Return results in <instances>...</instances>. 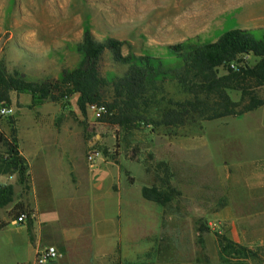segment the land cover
<instances>
[{"label": "rangeland", "instance_id": "rangeland-1", "mask_svg": "<svg viewBox=\"0 0 264 264\" xmlns=\"http://www.w3.org/2000/svg\"><path fill=\"white\" fill-rule=\"evenodd\" d=\"M85 26L98 40H120L121 56H169L166 45L186 38L212 41L230 28H264V0H0V66L26 81L55 79L62 68L79 63L78 44ZM243 58L248 64L256 61L253 55ZM126 68L127 63L116 61L108 49L101 53L102 76H120ZM165 88L169 95L180 94L173 82ZM257 93L264 98V85ZM229 94L239 97L234 91ZM76 99V93L51 100L11 89L8 99L0 102V108L9 110L0 112V131L9 140L15 136L27 166L20 173L8 164L7 144L0 139V219L31 210L28 160L35 178L52 179L51 187L40 181L39 191L52 189L56 196L67 192L62 182L71 167L81 179L86 177L85 183L98 182L97 194L105 193L102 198L109 195L111 182L122 199L138 202L128 206L131 214L143 215L142 221L129 220V242L137 234L160 245L158 252L150 247L137 254L139 259L160 256L222 264L217 238L226 236L224 224L215 226L205 214L228 207L232 197L235 203L229 208L250 218L235 228L244 230L245 246L258 258L226 259L264 264V105L238 117L197 120L171 136L143 124L104 123L89 105L81 111ZM91 150L99 152L93 166L86 161ZM143 186H156L169 200L143 199L140 204ZM18 203L21 206L14 207ZM60 210L66 211L62 202ZM74 221L84 224L79 215ZM7 231L12 235L14 226Z\"/></svg>", "mask_w": 264, "mask_h": 264}, {"label": "trees", "instance_id": "trees-1", "mask_svg": "<svg viewBox=\"0 0 264 264\" xmlns=\"http://www.w3.org/2000/svg\"><path fill=\"white\" fill-rule=\"evenodd\" d=\"M121 44L115 38L98 40L85 26L78 44L79 63L71 69L62 68L55 79L26 81L6 74L0 66V102L8 99L11 89L51 100L77 93V107L81 111L87 105L102 107L99 120L104 123L143 124L161 128L163 134L171 136L197 120L238 117L264 105V98L257 93L264 85V28H230L212 41L186 38L166 45L169 56H121ZM105 49L116 61L127 63L122 75L107 79L99 73L98 60ZM248 55L256 57L253 64L244 60ZM169 82L180 88L179 95H169L165 88ZM230 91L239 93V97L233 99ZM0 139L7 144L8 164L24 173L27 166L18 154L15 136L9 140L0 131ZM141 195L157 203L169 200L156 186H143ZM5 224L0 221V228ZM217 244L222 264H243L230 263L226 257L258 258L250 248L224 235L218 236Z\"/></svg>", "mask_w": 264, "mask_h": 264}, {"label": "crops", "instance_id": "crops-1", "mask_svg": "<svg viewBox=\"0 0 264 264\" xmlns=\"http://www.w3.org/2000/svg\"><path fill=\"white\" fill-rule=\"evenodd\" d=\"M35 159L41 160L37 156ZM28 166L27 174L32 192L29 200L30 215L23 224L12 222L13 217L10 215L0 219V221L6 222L0 228V264H36V251L46 245H54L58 252V256L47 264H129L128 260L132 259L135 261L131 264L195 263L191 260L176 262L173 259H163L160 256L150 260L145 257L139 259L137 254H142L150 247L158 252L160 245L154 240L145 239L137 234L135 239L129 242V220L142 221L143 215L129 212L128 206L137 205L138 202L126 197L122 199L119 194L113 191L111 182L108 185L109 191L106 192L109 195L102 198L101 196L105 193L97 194V191H100L98 189H101L98 182L87 181L85 183L82 179L86 177L81 179L77 171L69 167L65 180L63 182L60 180L62 185L67 184L68 190L61 196H56L54 193L52 194V189L44 192L39 191L38 183L40 181L44 183L45 187H48V185L50 186L49 181L52 179L49 180L44 176L35 178L29 160ZM251 194L254 195V193ZM249 197L255 199L250 194ZM141 199L140 204H143L144 198ZM61 202L65 205L66 211H57ZM234 203V199L229 197L226 203L228 207L208 212L205 215L209 221L213 220V224L217 227L219 223H223L222 232L228 238L246 245L247 241L243 238L244 230L239 232L235 226L242 221H250V218L244 219V215L241 216L240 213H235L230 209L229 206ZM249 203H251L250 200ZM49 208L55 212L53 214L45 213V210ZM77 215L80 216V222H84L83 225L78 226L74 223ZM10 225L15 228L12 235L7 231ZM216 264H219L218 260H216Z\"/></svg>", "mask_w": 264, "mask_h": 264}, {"label": "built area", "instance_id": "built-area-1", "mask_svg": "<svg viewBox=\"0 0 264 264\" xmlns=\"http://www.w3.org/2000/svg\"><path fill=\"white\" fill-rule=\"evenodd\" d=\"M90 108L93 109L95 116L100 117L102 112L104 111L102 107H97L94 105H89ZM9 110L6 107H1L0 112L1 113H7ZM99 152L95 150H91L86 155V161L89 164V166H93L94 161L97 159ZM30 215V212L27 210H23L18 212L13 217L12 222L17 224H23L27 221L28 217ZM58 256L57 249L54 245H46L43 247H40L36 253H35V262L36 264H47L48 262L54 260Z\"/></svg>", "mask_w": 264, "mask_h": 264}]
</instances>
